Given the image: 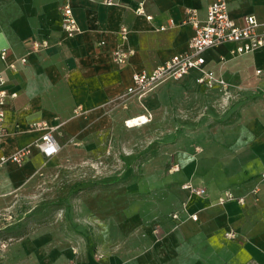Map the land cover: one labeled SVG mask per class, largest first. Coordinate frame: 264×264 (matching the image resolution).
Segmentation results:
<instances>
[{
  "label": "crops",
  "instance_id": "obj_1",
  "mask_svg": "<svg viewBox=\"0 0 264 264\" xmlns=\"http://www.w3.org/2000/svg\"><path fill=\"white\" fill-rule=\"evenodd\" d=\"M9 1L16 12L10 17L0 13V51L7 49L6 59L15 61L16 70L8 69L0 59L6 89L14 94L6 98V133L0 137V156L27 146L30 153L21 164L7 161L0 166V211L6 208L8 197L34 186L41 175L54 172L45 167L44 159H55L63 148H69L66 140L86 142L97 132L140 115L147 122L135 128L149 123L155 113L153 104L159 100L162 105V93L170 84L223 94L218 85L207 88L197 83L198 71L190 70L178 80L161 83L141 99L132 98L126 107L115 101L122 97L133 72L150 71L187 49L193 29L183 22L186 10L195 9L203 19L213 0ZM64 3L70 5L80 28L72 37H67L60 25L58 7ZM139 6L143 13L136 12ZM228 13L239 24L247 14L264 22V0H228ZM161 25L165 28L160 29ZM123 26L127 34L121 39ZM34 40H46L48 46L30 51ZM119 45L133 49L120 65L112 59ZM231 46L206 49L203 67L221 76L223 72L228 97L236 93L231 83L238 81L255 82L264 91V47L231 57ZM21 56L26 57L25 63L18 61ZM259 104L250 116L245 113L224 125L218 132V146L203 145L205 151L199 159L177 155L182 193L175 208L162 216V235L157 239L151 236L149 248L126 261L99 256L100 261L88 259L79 264H264V180H260L264 171V101ZM77 107L82 112H76ZM37 122L56 127L52 134L59 151L55 155L45 157L40 152L37 142L45 130L33 128ZM186 182L205 187V194L182 188ZM255 186L258 190L253 193ZM224 190L244 197V202L216 203ZM174 212L178 213L176 219L171 217ZM193 213L196 221L190 218ZM227 231L234 236H226Z\"/></svg>",
  "mask_w": 264,
  "mask_h": 264
},
{
  "label": "rangeland",
  "instance_id": "obj_2",
  "mask_svg": "<svg viewBox=\"0 0 264 264\" xmlns=\"http://www.w3.org/2000/svg\"><path fill=\"white\" fill-rule=\"evenodd\" d=\"M15 12L9 0H0V13ZM231 84L236 93L229 97L170 84L149 123L133 129L123 121L86 142L66 140L69 148L44 159L54 172L8 197L0 211V264H79L99 256L126 261L149 248L182 193L177 155L199 159L203 145L218 146L224 125L250 116L264 101L255 82ZM131 99L115 101L126 107Z\"/></svg>",
  "mask_w": 264,
  "mask_h": 264
},
{
  "label": "built area",
  "instance_id": "obj_3",
  "mask_svg": "<svg viewBox=\"0 0 264 264\" xmlns=\"http://www.w3.org/2000/svg\"><path fill=\"white\" fill-rule=\"evenodd\" d=\"M111 3V0H107ZM60 14V25L67 37H72L80 32V28L72 14V9L68 3H64L58 7ZM137 13H143V9L139 6L136 9ZM150 18V16H146ZM184 23L191 25L193 34L188 41L186 50L171 56L164 63L155 66L152 70H139L131 75L130 84L124 89L122 96L129 98L141 99L145 94L154 90L158 85L167 80H178L186 75L190 70L198 71L199 75L196 82L204 85L207 88H212L218 85L223 92L227 93L228 83L221 77L215 74L212 70H207L203 67L205 59L203 52L206 49L216 47L221 44H231L229 55L231 57H239L253 53L255 50L264 47V22H260L252 14L244 15L242 23L234 21L228 13V0H213L206 8V14L203 19H200L195 9L189 8L186 10V15L183 19ZM172 24V23H170ZM164 29L165 26H159ZM127 34V28L121 27L119 36L124 39ZM103 43L100 41L99 44ZM48 46L46 40L32 41L30 51H40ZM133 53L130 47L122 45L117 46L113 53L112 59L116 64L126 63L129 56ZM7 49L0 51V59L5 63L6 67L11 70H16L15 61H7ZM224 62L225 59L221 58ZM18 61L25 63L26 57L21 56ZM256 72H260L257 70ZM9 94L6 89V77L0 72V137L6 133L4 125L5 120V103ZM82 112L80 107L76 108V112ZM128 119L124 121L126 126ZM147 122V119H146ZM144 121L139 119L137 124H142ZM33 128L44 129L45 131L37 142L40 152L45 157L55 155L59 151V144L55 140L52 132L56 127L47 125L44 122H37L32 125ZM30 153V147H23L10 155L0 156V166L7 162L12 161L21 164L23 160ZM260 180H264V171L260 173ZM182 188L188 189L190 193L202 196L206 190L203 186H195L191 182H186ZM258 186L251 189L255 193ZM229 200H235L238 203L244 202V197H235L230 190H224L216 199V203L222 204ZM172 218H178V213L174 212ZM190 218L194 221L197 220L196 214H191ZM228 237H233L234 233L227 231L225 233Z\"/></svg>",
  "mask_w": 264,
  "mask_h": 264
},
{
  "label": "bare ground",
  "instance_id": "obj_4",
  "mask_svg": "<svg viewBox=\"0 0 264 264\" xmlns=\"http://www.w3.org/2000/svg\"><path fill=\"white\" fill-rule=\"evenodd\" d=\"M139 119H141L142 121H144V123L146 122V117L144 115H140L138 117H134V118H130L128 119L127 123H128V127H134L137 124V121H139ZM126 125V124H125ZM140 125V124H139Z\"/></svg>",
  "mask_w": 264,
  "mask_h": 264
}]
</instances>
